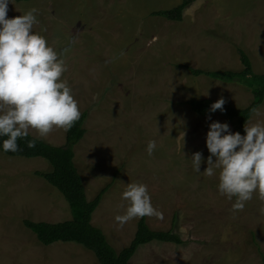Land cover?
Segmentation results:
<instances>
[{
    "label": "rangeland",
    "instance_id": "obj_1",
    "mask_svg": "<svg viewBox=\"0 0 264 264\" xmlns=\"http://www.w3.org/2000/svg\"><path fill=\"white\" fill-rule=\"evenodd\" d=\"M181 1L12 0L8 17L35 7L39 22L33 30L57 51L70 48L62 78L81 114L87 111L86 132L74 147L87 198L112 183L92 223L116 250L127 246L139 218L119 226L114 217L127 207L121 199L126 184L141 182L163 213L162 218L146 216L150 227L173 229L184 241L144 244L129 264H263L264 214L259 209L264 201L254 192L234 212L235 198L217 191L219 169L212 176L194 172L190 159L200 151V171L207 167L211 121L227 122L233 132L241 127L238 117L219 109L198 114L189 100L223 98L224 104L244 108L254 98L253 88L239 80L194 75L186 66L241 69L240 47L250 54L255 72L264 73V0H196L182 20L152 14ZM258 109L260 115L252 114L249 121H264V101ZM29 133L38 137L33 129ZM42 139L64 145L66 130L53 129ZM149 140L156 141L151 156ZM51 169L43 157L0 151V264H100L83 245L42 244L23 224L24 219L72 218L63 194L36 174Z\"/></svg>",
    "mask_w": 264,
    "mask_h": 264
},
{
    "label": "clouds",
    "instance_id": "obj_2",
    "mask_svg": "<svg viewBox=\"0 0 264 264\" xmlns=\"http://www.w3.org/2000/svg\"><path fill=\"white\" fill-rule=\"evenodd\" d=\"M12 0H0V150L17 152L18 139L29 136V129L39 138L53 129H69L81 117L78 101L63 74L68 70L64 47L57 51L44 35L33 30L39 10L29 8L21 15L9 18L8 5ZM43 31V30H42ZM71 43V42H69ZM225 100L220 98L210 105L209 112L224 111ZM253 115L260 110L253 108ZM211 120V117H208ZM243 132L230 130L227 122L211 121L206 133L207 167L200 171L203 156L196 151L191 156L194 172L207 176L219 169L217 191L233 200L232 210L239 211L252 199L253 193L264 201V121H246ZM34 148L35 139L26 141ZM156 149V141L149 140V156ZM215 157V161H213ZM127 201L122 215L114 217L119 226L133 218H162L155 208L146 184L130 182L121 193ZM259 212L264 214V204Z\"/></svg>",
    "mask_w": 264,
    "mask_h": 264
},
{
    "label": "trees",
    "instance_id": "obj_3",
    "mask_svg": "<svg viewBox=\"0 0 264 264\" xmlns=\"http://www.w3.org/2000/svg\"><path fill=\"white\" fill-rule=\"evenodd\" d=\"M23 1V0H16ZM196 0H182L177 6L170 9H160L152 12L154 15L163 16L169 20H182L184 10ZM238 53L242 68L209 70L186 66L194 75H207L226 81L239 80L253 88L254 98L244 108L224 104V113L229 117H238L243 135V125L249 121L253 108H258L264 101V73H257L246 50L238 47ZM214 101L205 99L189 100L192 108L200 115H205ZM87 111L81 114L71 128L66 130V143L53 145L42 138L29 133L23 140L17 141L19 150L15 153L4 152L11 156L43 157L51 165V171H36V174L44 177L51 185L56 187L69 203L72 218L58 222L34 221L24 219L23 224L32 230L38 241L49 245L54 242H76L94 252L100 264H129L131 258L140 246L153 242L184 243L180 235L173 231L153 229L148 224L147 218H139L134 237L129 244L120 251L116 250L108 241L104 231L92 223L93 212L98 207L104 194L112 186L109 183L102 187L92 199L87 198L86 188L82 173L74 160V147L83 138L86 129L84 122ZM2 139V138H0ZM35 139L34 148L27 147V140ZM264 264V254L261 253Z\"/></svg>",
    "mask_w": 264,
    "mask_h": 264
},
{
    "label": "crops",
    "instance_id": "obj_4",
    "mask_svg": "<svg viewBox=\"0 0 264 264\" xmlns=\"http://www.w3.org/2000/svg\"><path fill=\"white\" fill-rule=\"evenodd\" d=\"M180 2H178L177 4H176V6L179 4ZM175 7V6H174ZM250 55V54H249ZM250 58H251V56H250ZM251 60H252V63H253V67H255L254 65V61H253V59L251 58ZM74 160H75V157H74ZM47 222H49V221H47ZM58 222V221H57Z\"/></svg>",
    "mask_w": 264,
    "mask_h": 264
}]
</instances>
